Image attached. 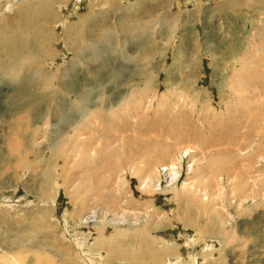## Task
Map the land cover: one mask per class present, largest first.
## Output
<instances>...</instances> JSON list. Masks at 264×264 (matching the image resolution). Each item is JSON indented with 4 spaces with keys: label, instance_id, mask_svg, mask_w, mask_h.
Here are the masks:
<instances>
[{
    "label": "rangeland",
    "instance_id": "obj_1",
    "mask_svg": "<svg viewBox=\"0 0 264 264\" xmlns=\"http://www.w3.org/2000/svg\"><path fill=\"white\" fill-rule=\"evenodd\" d=\"M263 146L264 0H0V264H264Z\"/></svg>",
    "mask_w": 264,
    "mask_h": 264
},
{
    "label": "bare ground",
    "instance_id": "obj_2",
    "mask_svg": "<svg viewBox=\"0 0 264 264\" xmlns=\"http://www.w3.org/2000/svg\"><path fill=\"white\" fill-rule=\"evenodd\" d=\"M125 10V9H124ZM1 22H3V21H1ZM12 23V22H11ZM140 27V26H139ZM134 31V30H133ZM18 32V31H17ZM132 32V31H131ZM14 33V32H13ZM19 33V32H18ZM17 33V34H18ZM22 33V32H21ZM134 33V32H133ZM132 33V34H133ZM75 34V33H74ZM82 34V33H81ZM19 35H20V33H19ZM12 37H14V36H12ZM133 39V38H132ZM79 45V44H78ZM77 46V45H76ZM84 46V45H83ZM98 55V54H97ZM56 78V77H55ZM44 84V83H43ZM42 87V86H41ZM58 91V90H57ZM44 92V91H43ZM247 99V98H246ZM48 100V99H47ZM16 101V100H15ZM46 101V100H45ZM162 101V100H161ZM43 102V101H42ZM48 102V101H47ZM78 102V101H77ZM245 102V101H244ZM39 104V103H38ZM135 107V106H134ZM126 108H128L127 106H126ZM138 108V107H137ZM263 108V107H262ZM135 109V108H134ZM259 110V109H258ZM114 112V111H113ZM122 112V111H121ZM136 112V111H135ZM149 112V111H148ZM27 113V112H26ZM124 113V112H123ZM68 118V117H67ZM245 119V118H244ZM58 120H60V119H58ZM16 121V120H15ZM69 121V120H68ZM66 122V121H65ZM248 122H250V121H248ZM50 123V122H49ZM151 124V123H150ZM91 126V125H90ZM56 126H54L53 128H55ZM145 127V126H144ZM151 127V126H150ZM149 127V128H150ZM178 127V126H177ZM13 128V127H12ZM20 128H22L21 126H20ZM48 128H50L49 126H48ZM60 128V127H59ZM98 128V127H97ZM15 129V128H14ZM249 129V128H248ZM251 130V129H250ZM15 131V130H14ZM13 131V132H14ZM56 131V130H55ZM54 132V131H53ZM60 132V131H59ZM161 132V131H160ZM164 133V132H163ZM60 134V133H59ZM53 136V135H52ZM149 136V135H148ZM167 136V135H166ZM4 137V136H3ZM49 138V137H48ZM78 138V137H77ZM58 139V138H57ZM63 141V140H62ZM175 141V140H174ZM59 143H60V141H58ZM145 142V141H144ZM58 143V144H59ZM28 144V143H27ZM18 145V144H17ZM69 145V144H68ZM179 145V144H178ZM205 145V144H204ZM230 145V144H229ZM232 145V144H231ZM28 146V145H27ZM65 146H67L66 144H65ZM65 146H63L64 147V149H66V147ZM154 146V145H153ZM156 146V145H155ZM174 146V145H173ZM223 146V145H222ZM63 147H61V149H63ZM181 147V146H180ZM186 147V146H185ZM216 147H217V145H216ZM224 147V146H223ZM261 147V146H260ZM264 147V146H263ZM262 147V148H263ZM173 147L171 146V148L169 149L168 148V150H171ZM176 148V147H175ZM181 149H182V147H181ZM180 149V150H181ZM59 150H60V148H59ZM58 150V151H59ZM159 150V148L157 147V149L156 148H153L152 149V153L153 154H155V155H161V157L162 158H164L163 156H166L167 157V159L169 160V163L168 164H166V165H162V171L160 172V171H158V168L157 169H155V171L154 172H151L150 171V165L151 164H153V163H151V164H148V167H147V170L148 171H144L143 173L145 174V176L146 177H144L145 178V180H143L142 181V183L141 184H144V186L142 187V189H143V191L145 190V192H146V189L148 190V188H150L151 189V191H155V189L157 188V187H159V186H156L157 184H159L158 182L160 181V176H163V177H165L164 175H168L169 177H170V180L168 181V183H172V182H174V181H176V179H177V177H178V174H180V169H179V165H178V162L180 161V158L178 159L177 157H173V158H171V156H173V155H169L168 153H169V151L167 150V148H165L164 150H162L161 149V151H163V152H160V151H158ZM179 149H177L176 151H178ZM217 150V149H216ZM47 151V150H46ZM139 150L137 149V152L135 151L134 153L135 154H133V156H135V155H138L140 152H138ZM185 151V150H184ZM62 152V151H61ZM171 152V151H170ZM179 152V151H178ZM177 152V153H178ZM181 152V151H180ZM187 152V151H186ZM48 153V152H47ZM114 153V152H113ZM147 153V152H146ZM171 153H173V152H171ZM76 154V153H75ZM115 154V153H114ZM167 154L169 155V156H167ZM174 154H176V153H174ZM189 154V153H188ZM48 155V154H47ZM78 155V154H77ZM89 155H90V153H89ZM152 155V154H151ZM148 156H149V154H148ZM177 156V155H176ZM181 156V155H180ZM63 157H64V154H63ZM66 157V156H65ZM77 157V156H76ZM146 157V156H145ZM150 157V156H149ZM184 157V156H183ZM18 158V157H17ZM36 157L34 156V159H35ZM105 158V157H104ZM123 158V157H122ZM143 158H144V156H143ZM152 158V157H151ZM150 158V159H151ZM189 158V157H188ZM220 158V155L217 157V159H215V161L218 163L217 164V166L218 167H220L221 165L223 166V161L222 160H220L219 159ZM66 158H63V165H67V164H69L68 162H69V160L68 161H66L65 160ZM165 159V158H164ZM19 161H20V159H18ZM140 160V159H139ZM144 160H145V158H144ZM155 160H156V157H155ZM259 161H264V155H261L260 157H259V159H258ZM138 161V160H137ZM190 161H191V163H192V166L191 167H193L195 164H196V162H194L193 160H191V157H190ZM257 161V160H256ZM17 162V161H16ZM148 163H149V160L147 161ZM153 162H156V161H154L153 160ZM168 162V161H167ZM207 162V161H206ZM258 162V161H257ZM139 163H140V165H142V166H140L141 168H143L144 167V165L146 164L145 162H140L139 161ZM181 163V162H180ZM210 163H211V161H210ZM199 165V164H198ZM155 166H157V165H154V167ZM197 166V165H196ZM208 166H210V165H208ZM214 166V165H213ZM37 167V166H36ZM181 167V166H180ZM191 167H189V169L191 168ZM226 167V166H225ZM160 168V169H161ZM43 169V168H42ZM188 169V170H189ZM33 170H35V169H33ZM191 171V170H190ZM141 172V171H140ZM53 175H54V173H53V171L51 170V169H48L47 170V174L45 175V177H44V181L42 182V184H40V189L41 188H47V187H49V186H51V184H52V182L51 181H48L47 179H53ZM37 176V175H36ZM34 177V176H33ZM167 177V176H166ZM168 177V178H169ZM37 178V177H36ZM234 178V177H233ZM179 179V178H178ZM39 181V180H38ZM147 181V182H146ZM153 181H155L154 183H157L156 185H151L149 182H153ZM229 184H231V181H227ZM233 182V181H232ZM39 183V182H38ZM153 183V184H154ZM195 183V182H194ZM227 183V184H228ZM140 184V185H141ZM191 184H193V183H191ZM220 183H216V185H219ZM221 185V184H220ZM232 185V184H231ZM236 186H238V181H237V184H236ZM258 186V185H257ZM140 187V186H139ZM210 187V186H209ZM227 187V186H226ZM186 188H188V190H189V192H190V194L191 195H195V196H199V197H203V198H206V197H208V202H209V204L211 203V202H213L212 200H213V198H214V200L215 199H217V195L216 194H214V192H211V194H207L206 195V193H203L201 190H200V188H196L194 185H189V186H187L186 185V183H185V185H183V187H182V189L183 190H185ZM222 188V187H221ZM51 189V188H50ZM141 189V190H142ZM158 189V188H157ZM156 189V190H157ZM203 189V188H202ZM210 189V188H209ZM239 190V189H238ZM214 191V190H213ZM223 191H225V190H223ZM235 191V190H234ZM237 191V190H236ZM235 191V192H236ZM184 192V191H183ZM182 192V193H183ZM207 192V191H206ZM148 193V192H147ZM46 194H47V189H46ZM49 195H51L50 193H48ZM225 194V193H224ZM40 195L41 196H45L46 197V195H45V193L42 191L41 193H40ZM189 195V194H188ZM219 195H221V192H220V194ZM242 195V194H241ZM240 195V196H241ZM252 195V193H250V196ZM254 195V194H253ZM227 196H228V194H227ZM45 197H43L42 199H45ZM220 197V196H219ZM230 197V196H229ZM245 197V196H244ZM36 198H38V197H36ZM40 198V197H39ZM223 198H225V197H223ZM228 198V197H227ZM240 198H242V197H240ZM220 199V198H219ZM230 199V198H229ZM195 200V199H194ZM233 200V199H232ZM196 201H199V203L200 204H204V202L203 201H201V200H199V199H196ZM215 201H217V200H215ZM224 201V200H223ZM218 202V201H217ZM246 203V202H245ZM179 204V203H178ZM223 204V203H222ZM197 205V204H196ZM221 206V205H220ZM181 207L182 206H180V207H178V209H176V211H177V216L179 217V220H180V218L181 219H183V220H185L186 219V217L187 216H189L190 215V212H187V210H184V212H185V214L182 216V217H180V213L181 212H183L182 210H181ZM241 207V206H240ZM176 211L174 212V213H176ZM224 211V210H223ZM225 212V211H224ZM23 214H24V212H23ZM226 215V214H225ZM222 216V215H221ZM29 217V216H28ZM146 217H147V214H146ZM145 217V218H146ZM165 217V216H164ZM193 217V219H194V216H192ZM140 218V217H139ZM211 218V217H210ZM154 220V219H153ZM158 220V219H157ZM156 220H154V222H155ZM135 222V221H134ZM158 222H161V221H158ZM157 222V223H158ZM208 222V221H207ZM212 219L210 220L209 219V222L207 223V226H210L211 224H212ZM136 223H138V222H136ZM135 223V224H136ZM158 224H160V223H158ZM144 227V226H143ZM151 229V228H150ZM10 247V246H9ZM152 250V249H151ZM161 250V249H160ZM153 251V250H152ZM169 252V251H168ZM151 254V253H150ZM162 257V256H161ZM15 261V260H14ZM17 261V260H16ZM23 261V260H22ZM24 263V262H23ZM122 263V262H121Z\"/></svg>",
    "mask_w": 264,
    "mask_h": 264
}]
</instances>
